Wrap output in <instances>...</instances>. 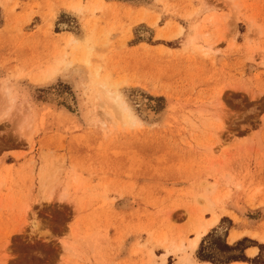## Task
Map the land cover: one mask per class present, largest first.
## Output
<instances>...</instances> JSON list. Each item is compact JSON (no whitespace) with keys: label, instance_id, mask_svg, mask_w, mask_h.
<instances>
[{"label":"rangeland","instance_id":"obj_1","mask_svg":"<svg viewBox=\"0 0 264 264\" xmlns=\"http://www.w3.org/2000/svg\"><path fill=\"white\" fill-rule=\"evenodd\" d=\"M263 241L264 0H0V264H264Z\"/></svg>","mask_w":264,"mask_h":264},{"label":"bare ground","instance_id":"obj_2","mask_svg":"<svg viewBox=\"0 0 264 264\" xmlns=\"http://www.w3.org/2000/svg\"><path fill=\"white\" fill-rule=\"evenodd\" d=\"M87 61V60H86ZM102 95L105 99H107V101H110L112 102L115 107L121 112V113H126L127 112V116L128 118H133V114L130 112V108H127L123 102L120 101V98L118 95L116 94H113L112 92H110L105 86H104V89L102 90ZM136 120V118H135ZM29 211V210H28ZM218 219L219 217L217 215H213V217L207 221V224L204 226L203 228V231L201 233H198L192 240L191 244H190V249H191V252H194L198 245H199V242L202 238L203 235H205V233L207 232V227L208 226H211V225H214L218 222ZM237 233V232H236ZM240 234H233L231 235L230 237V240L231 242H233L234 240L237 239V237H239ZM264 242V241H263ZM257 249H251L249 250L247 253L249 255H253L255 252H256ZM191 263H196L198 264L196 261H193V259H190L189 260ZM164 262H166V259L164 260ZM202 264H211L210 262H204Z\"/></svg>","mask_w":264,"mask_h":264},{"label":"trees","instance_id":"obj_3","mask_svg":"<svg viewBox=\"0 0 264 264\" xmlns=\"http://www.w3.org/2000/svg\"><path fill=\"white\" fill-rule=\"evenodd\" d=\"M205 260H209V259H205ZM229 260H232V261H238V260L248 261V259L246 257H239V256L231 257Z\"/></svg>","mask_w":264,"mask_h":264},{"label":"crops","instance_id":"obj_4","mask_svg":"<svg viewBox=\"0 0 264 264\" xmlns=\"http://www.w3.org/2000/svg\"><path fill=\"white\" fill-rule=\"evenodd\" d=\"M251 249H257V248H250V249H248V251L251 250ZM256 253H257V250H256V252L253 255H255ZM253 255H251V256H253ZM230 264H247V263H245V262H232Z\"/></svg>","mask_w":264,"mask_h":264}]
</instances>
